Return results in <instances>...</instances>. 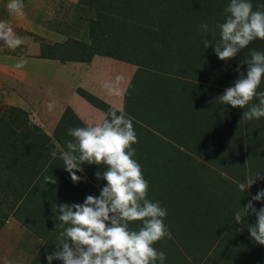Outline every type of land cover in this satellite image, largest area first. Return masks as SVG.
I'll list each match as a JSON object with an SVG mask.
<instances>
[{
    "label": "rangeland",
    "instance_id": "374dc122",
    "mask_svg": "<svg viewBox=\"0 0 264 264\" xmlns=\"http://www.w3.org/2000/svg\"><path fill=\"white\" fill-rule=\"evenodd\" d=\"M133 1L135 0L130 3ZM140 1L147 5L146 11L150 12L151 17L153 16L149 21L155 23V28L162 33H156L154 40L152 37H140L145 40L144 43L135 46L129 43L135 34L134 29L132 36L125 38V33H129V28L125 29L124 25L129 22L121 20L122 17L119 18V22L118 19L113 22L111 18H108V10H103L105 4L100 3L99 0H24L23 16L10 13L7 9L8 0H0V22L9 25L15 34L24 40L23 44L15 48L6 46L4 41L0 40V55L31 54L36 47L35 44H38L45 54L55 56L60 60L91 58L97 53H121V56L129 57L127 51H120L145 49L146 53L142 54L139 60L140 66L142 64L143 67L141 70L147 73L143 74V85H146L147 91L141 85L142 90L146 91V94L144 91L141 94V88L133 85L134 95H136L134 100L138 101L135 105H139L142 100L147 106L157 108V100H162L156 96L160 89L169 94L171 98L168 102L162 101L163 107L158 112L161 117L158 119L159 123L153 122L155 125L151 126L152 120L147 115L149 113L147 109L141 112L144 115V122L139 114H136L135 109L129 112L132 122L145 127L152 135L150 136L152 146L149 149L134 148L135 156L133 157L140 164L144 178L148 181L147 198L153 202L158 201L162 207L167 209L164 223L171 232V238L165 237L154 247L165 253L164 264H264V246L257 245L247 231L248 225L254 224L256 217L249 214L243 217L239 224L234 218L235 212L242 210L251 199L250 195L257 193L256 189L261 187L264 189V179H257L245 193L240 192L238 187L245 178H254L257 173L264 174L255 166L251 171L248 164L250 154L247 155L249 147L253 152L260 150L257 146L259 143L264 150V118L248 121L243 119V111L235 116L232 115L233 111L238 108L231 110L227 116L222 115L218 124L215 117L208 118L203 108L198 112L199 121H196L197 117L184 120V117L178 115V110H181L178 107L180 105L178 98L181 97L184 106L191 108L193 96L198 90L193 88L194 92H192V89L181 86V83L185 82L190 86L198 82L199 86L203 87L200 93L207 101L213 98L210 88H217L220 93L215 94L214 97L219 103L218 97L224 93L226 88L233 86L239 78L235 71L236 67L243 59H246L245 57H248L252 50L263 49V41L257 39L248 48L241 50L235 58L236 62L221 61L212 47L208 49L204 47L203 41L208 39L215 42L219 39L216 18L221 16L219 10L221 5H224L223 12L227 7L226 0H202L197 7L198 10L194 8L199 20H193V13L189 17L183 11L180 12L179 8L174 13L167 10L173 18L160 13L159 7L168 9L170 4L179 3V0ZM107 2L113 1L108 0ZM187 3L188 6L185 8L189 9L193 6L194 0H189ZM251 3L253 10H256L258 5L264 4V0L258 3L257 0H251ZM113 10L116 11L115 8ZM159 13L167 20L160 17ZM102 14L104 17H101ZM223 21L221 20L220 23ZM203 23L209 25V35L204 36L205 38L200 35L204 33L200 30V25ZM41 27L49 31V35L39 36L42 32ZM173 30H176L177 39L182 42L178 44L180 47H176L177 44L173 42L170 44V39L167 37ZM136 31L137 34L142 32V27L138 24ZM131 59L134 62L135 59ZM241 71L246 73L247 65H243ZM156 72L157 75L173 77L179 83L175 81L156 85L154 83L156 75L153 76ZM146 83L152 84L147 85ZM207 101L200 103V106H205ZM253 103H258V101H253ZM228 107L229 105L225 106L226 109ZM66 112L62 116V127L58 131L59 138L64 145L71 139L67 135V130L71 127H82L75 121L72 114ZM124 112L127 113V111ZM181 122L189 123V126L182 127ZM0 125L11 127L12 139L15 142L18 136L40 133L36 125L29 120L26 112L13 106H7L2 98H0ZM253 128L259 129L257 132L260 133L252 132ZM51 139L55 148H50L47 152L46 155H49L47 163H51L54 158L51 153L57 152V148L58 150L60 148L55 134ZM186 141L195 142V147L200 150L207 148L205 152L211 153V156L207 158L209 162H206L198 154L199 152L188 150L193 160L182 164L180 158L176 159L182 164H178L176 172L174 169L165 167L170 153L166 149L167 146L174 148L175 151H186ZM141 153H147L148 157H139ZM3 155L5 153L2 151L0 156V264H48L46 257L56 251L55 244L58 242L60 224V221L56 219L59 212L53 213V205L69 204L66 200L74 198L75 195L73 204H83V198L85 200L89 195L98 197L99 194L87 187L81 179L74 184L70 174L64 169L63 162L61 163L58 159L59 162L49 165L52 167L46 174V177L51 176L56 183H41L36 187H33V184L29 185L26 188L28 197H26L27 205H25L23 201L25 197H20L22 188L20 184L24 183L27 178L25 174L22 175L19 172L21 170L18 164H14L15 159L13 162L12 158L8 161ZM230 157H236L238 162L236 164L228 162ZM258 158L255 157V159ZM197 163L203 164L204 167H200ZM256 163L264 167L263 158H259ZM236 165L239 170H234ZM15 166H18L19 170ZM24 167L27 171V167L25 165ZM193 169L199 174L196 180L191 179L195 176ZM186 173L189 183H193V190L189 191V196L186 198L182 193L178 198H170L171 191L168 187L177 181L180 185L179 178L186 177ZM185 180L187 181V177ZM87 182L100 193L101 189L98 186H103L102 180L99 181L100 185L97 183V188L89 177H87ZM230 184L236 186L234 191L227 193L229 189L220 190ZM39 202L45 215L34 212V217H29L28 210ZM185 203L190 207L184 206ZM254 203L257 210L264 207V203L255 201ZM183 208L187 212L183 213ZM201 208L203 212L197 215L195 210ZM140 226V222L129 225L130 229L134 230L139 229ZM220 229H224L223 233H219ZM52 264H62V262L53 260Z\"/></svg>",
    "mask_w": 264,
    "mask_h": 264
},
{
    "label": "clouds",
    "instance_id": "9594fccd",
    "mask_svg": "<svg viewBox=\"0 0 264 264\" xmlns=\"http://www.w3.org/2000/svg\"><path fill=\"white\" fill-rule=\"evenodd\" d=\"M7 9L23 16L24 0H8ZM223 16L224 21L216 25L219 39L203 41L204 47H212L221 61L235 59L257 39L264 41V4L253 10L251 0H229ZM200 30L209 31V25L201 24ZM0 40L12 48L24 43L4 22H0ZM26 63L21 60L15 67L23 68ZM243 65H247L246 75L241 71ZM235 71L239 78L218 97L219 101L232 108L247 109L243 119L248 121L264 118V90H260L264 83V52L252 50ZM52 108L49 103L48 109ZM67 135L71 139L59 152V158L73 183L80 181L76 173L88 165L104 169L95 177L106 181V186L98 197L87 196L83 204L53 205V213L59 212L56 219L60 224L56 251L47 255L48 264L53 260L62 264H164L165 253L154 245L165 237L171 238L164 223L167 209L147 198L149 184L140 164L133 159V145L138 138L127 113L111 109L101 122L71 127ZM51 155L56 157L57 152ZM257 179H264V174L245 178L239 191L245 193ZM45 182L56 183L51 176L45 177ZM254 201L264 203V189L236 211L234 218L239 224L243 217L254 215L255 223L248 225L247 231L257 245L264 246V207L257 210ZM134 222H140L139 229H130Z\"/></svg>",
    "mask_w": 264,
    "mask_h": 264
},
{
    "label": "trees",
    "instance_id": "16d2710c",
    "mask_svg": "<svg viewBox=\"0 0 264 264\" xmlns=\"http://www.w3.org/2000/svg\"><path fill=\"white\" fill-rule=\"evenodd\" d=\"M107 1L108 0H99L100 3L105 4L103 6V10H105V9L108 10V12H109V13H107L108 16H109L108 18H111L113 22H116L114 20L118 19V22H119V18L122 17L121 20H127L126 22H129V23H126L124 25L125 29L129 28L128 29L129 33L128 32L125 33V38L127 39V37L132 36L131 34L133 32V29L135 30V34L129 40V43L131 42L132 44H135V46H137V45L143 44L144 41H145V40L140 39V37L143 38L144 36H146V37H152V39H153V37H155L156 33H160V34L162 33L160 30H157L155 28L156 27L154 25L155 23L149 21L150 19H152L153 16L152 17L150 16V14H149L150 12L146 11L147 5L142 3L140 0H135V1H133V3H130V1H132V0H112L113 2H111V3H108ZM187 1H189V0H179V3L181 5L179 3L170 4L168 6L169 7L168 9L167 8H165V9L162 8L161 9V7H159V9L161 10L160 13L162 15H165V16L173 18V15L170 16V12H173V13L177 12V8H179L180 12L183 11V13H185L189 17L193 13V18H192L193 20L198 19L199 17H196L197 15L194 12V8L196 7V9H197V7L199 6V3H201L202 0H194L193 6L190 7L189 9L185 8V7L188 6ZM227 1H229V0H226V4H228ZM258 2H261V0H257V3ZM191 3H192V1H191ZM113 8H115L116 11H114ZM222 8H224V5H221V8L219 9L221 11V13H220L221 16H220V18H216L217 19V21H216L217 23H220V21L221 20L223 21V19H224V17H223V9ZM167 10H169L170 12L167 11ZM160 13L158 15L160 17H162V15H160ZM218 16H219V14H218ZM101 17H104V15L102 14ZM162 18L167 20V18H165V17H162ZM159 21L162 22V20H160V19H159ZM137 24L140 27H142V32H139L138 34H137V31H136ZM153 29H155L157 32L154 31ZM123 30H124V28H123ZM124 32H126V31H124ZM200 35L203 38H205L204 36H208L209 32L207 31V32H204V33H202ZM167 37L170 39V44H171V42H173V43L177 44L176 47H180L178 44H180L182 42L177 39L176 30H173L172 32H170V34H168ZM201 40H202V38H201ZM122 42H123V40H122ZM127 43H128V40H127ZM262 44L264 46V41H263ZM123 51H125V52L127 51L130 56L129 57H124V56H121V53H117V54L107 53V54H109L111 56H114V57H117L118 59L128 60L129 62H131V63L135 64L136 66H138L137 72L135 73V76L133 78L131 86L129 87V90L127 91V94H126V98L125 99H127V101H126L125 111L131 112L133 109H135L136 114H139L140 119L143 120V122H144V118H143L144 115L141 112H144L145 109H147L149 111V113L147 115H149L148 117H151V120H152L151 126L155 125V124L159 123L158 119H159V117H161V114H159L158 112L160 111L161 107H163L162 101L168 102L171 99L170 95L164 93L162 91V89H160L159 94H157L156 96H158L162 100H157V108L153 109L150 106H147V104L144 101H142V100H141V103L136 106L135 104H138L137 103L138 101L134 100V99H136V95H134L135 92H134L133 85H137V87L141 88V90H140L141 94H143V91L145 92L144 94H146V91H147L146 85H143V82H144L143 74H147V73H145V72H143L141 70V68H143V67H142V64L140 66L141 62L139 60V57L142 54L144 55V53H146V51H145V49H129V50L123 49L120 52H123ZM257 51L264 52V48L263 49H257ZM147 56L149 57V55H147ZM241 57H243V56H241ZM55 58H57V57H55ZM131 58L135 59L134 62L132 61ZM245 58H249V55H248V57H245ZM79 59L80 60H89L90 58L80 57ZM233 61L236 62V59H233ZM245 75H246V73H245ZM153 76L156 77V81H154V83H156V85H159V84L163 85L164 83H169V82L172 83V82H175V81L178 82L173 77H167L168 75H157V72L154 73ZM170 76H172V75H170ZM151 84L152 83H149L147 85H151ZM194 84L195 85H190L189 86V84H187L185 82L181 83V86L188 87L189 89H192V92H194L193 88H197L198 89L197 90V94L195 96L192 95L193 96V99H192L193 100L192 101L193 104L191 105V108H188V107L184 106L181 97L178 98V103H180V105L178 107L181 109V110H178V115L180 117H182V118L184 117L185 118L184 120H186V119L188 120L189 118H193V117L196 118L197 117L196 121H199L200 114L198 112L203 108L204 110H206V112L208 114V118H210V117L214 118L215 117V120L217 119V124H218L219 121L223 117L222 115L227 116V114L229 115V112L234 109L231 106H229L226 109L225 108L226 105L222 104L220 101H219V103L216 102L214 96H215V94L219 95V93H220V91L217 88H214V87L210 88V93L213 94V98H210V100L207 101V100H204V96L201 95V93H200V89L203 88V87H200L198 82L194 83ZM141 85H143V87H144V89L146 91L144 89L142 90V86ZM168 86H169V84H168ZM168 86H167V88L170 89V87H168ZM158 87L156 89H158ZM162 88H164V87H162ZM260 90H264V83L261 84ZM80 93L89 102L97 105L103 111L108 113L111 110L107 105L97 101L92 96H90L89 94L85 93L84 91H80ZM195 97H196V99H194ZM205 101H207L208 103L205 106H200V103L201 104L205 103ZM255 101L256 100H254V102ZM160 104H161V106H159ZM244 110L246 111L247 109H239L238 108V110L236 109V110L233 111L232 115L235 116L238 113L240 114V112L244 111ZM66 113H69V114L73 115V113H71L70 110H67ZM74 119H75V121L78 124H80L79 120L75 116H74ZM61 124H62V119L60 120V122H59V124L57 126V129H56V131L54 133L56 141L59 143V147L60 148H59V150L57 148V156L53 158L51 163H47L48 159H49V155H46V154H47V152L49 151L50 148H55V147H54V145L52 143V139L47 134H45L38 126H36V129L40 131L39 134H37V135L30 134V135H25L24 137H19L18 136V138L16 140L17 142H15L12 139L13 130L11 129V127L8 126V125H6V126L0 125V156H1V153L3 151L5 153V155H3V157L6 158L8 161H10V159L12 158L11 161L13 162V160L15 159L16 161L14 162V164L15 163L18 164V166H19V168L21 170L19 172L22 175L25 174V177L27 178V180L24 183L20 184V186H22L21 191H20V197H22V196L25 197V199H23L25 205H27L26 204V197H28V193L26 191L27 190L26 188H28L29 185H32V184H33V187H36V185H39L41 183L42 184L46 183L45 182L46 174H47L49 168L52 167V166L49 167V165L50 164H55V162H59V160H58V159H60L59 158V152L61 150L65 149V145L61 141V139L59 138V135H58V131H60V129L62 127ZM181 126L182 127L189 126V123L181 122ZM133 127H134V130H135L137 138H138V143L133 145V147L134 148H140V149L141 148L142 149H144V148L149 149L152 146V142H151L152 140L150 138V136H152V135L149 133V131L145 127H143V126H141V125H139V124H137L135 122L133 123ZM258 130L259 129H257V128H253L252 132H256L257 134H259L260 132H257ZM152 138L155 139V140H158V139H156L154 137H152ZM149 144H150V146H149ZM195 145H196L195 142L191 143V142H187L186 141V143H185V147L187 148L186 151H180V150L179 151L178 150L175 151L174 148H172L170 146L169 147L167 146L166 149L170 153H169V156L167 158V162L165 164V167H167L168 169L169 168L174 169L175 172H176V170L178 169L179 165L181 164L176 159L180 158V160L182 161V164L184 162H188V161L190 162V160H193V159H191V157L189 155L190 151L191 152H197V153L199 152L198 154L206 162H209L208 161L209 159H207V158H208V156L209 157L211 156V153H206L205 152V150L207 148L203 149V150L202 149L200 150L197 147H195ZM257 146H258V148L260 150L257 149L254 152L249 147L248 153H247V155L250 154L249 159L247 158L248 162H249L248 164L250 166L251 171H252V169H254V166H255V167H257L256 169H259V171L264 172V167L261 164L256 163L257 160H259V158H263V161H264V150L262 148V145H260V143ZM188 150H190V151H188ZM140 156L148 157L147 153H144V154L141 153V154H139V157ZM257 156H259V158ZM255 157L258 158V159H255ZM251 159H253V161H251ZM62 162L63 161L61 160V163ZM228 162L236 164V162H238V161H237L236 157H230V158H228ZM24 165L27 167V171H25ZM197 165H199L200 167L201 166L204 167L203 164H200V163H197ZM9 166H11L10 163H9ZM18 166H15V168L17 170H19ZM103 170L104 169H102V168L98 169L96 166L84 165L83 166V173L82 172H80V173L77 172L76 175L81 177V180H83L85 182V185L87 187L91 188V190H93L94 192H97L100 195L98 189H95L93 185H91L90 183L87 182V177H89V179L93 182V184H95V186L97 188V186H98L97 183H99L100 180L96 179L95 173L97 171H103ZM162 170H164V169H162ZM234 170H239L238 169V165L235 166ZM193 171L195 172V176L194 177L192 176L191 179L196 180L198 178L199 174H197V170L193 169ZM16 172H18V171H16ZM84 173H86V174H84ZM244 174L245 173H243V175ZM85 175H87V177ZM188 176H189V171H188ZM188 176H187V173H186L187 181H188V178L190 177V176L189 177ZM186 177H182V178L180 177L179 178L180 179V185L178 184L179 181H177L174 185L168 187V190L171 191V193H169V197L170 198L171 197L172 198L173 197L178 198L180 196L179 195L180 193L185 195L184 198L189 196L188 195L189 191L193 190L192 189L193 188V183H189V181L187 182L185 180ZM226 184H227V182H226ZM99 185H100V183H99ZM183 185H185V186H183ZM104 186H106V181H103V186L100 185L98 187L100 189H102ZM235 188H236V186L230 184L225 189H220V190L225 191L226 189H229L227 191V193H230L232 190L234 191ZM261 189H262V187L260 189H258V190H261ZM258 190L256 189L257 192H258ZM254 191H255V189H254ZM29 194H30V191H29ZM255 194L256 193H252L250 195V198L252 196H254ZM75 198H76V195H75L74 198H72L70 200H66V202L69 201V205H71V204L75 203ZM83 201H84V198H83ZM179 201H180V198H179ZM253 204H255V203L253 202ZM40 206H42V205L39 202V203L34 204L33 208H31V210L27 209L29 217L30 216L34 217V215H33L34 212H39L42 215H45V211L41 210ZM184 206H189V205H187V203H185ZM197 209L195 210L197 215H199L200 212H203L202 208L200 210H197ZM184 212H187L185 210V208H183V213ZM223 231H224V229H220L219 233H223Z\"/></svg>",
    "mask_w": 264,
    "mask_h": 264
},
{
    "label": "crops",
    "instance_id": "0c3cea01",
    "mask_svg": "<svg viewBox=\"0 0 264 264\" xmlns=\"http://www.w3.org/2000/svg\"><path fill=\"white\" fill-rule=\"evenodd\" d=\"M41 30L39 36L50 33L43 27ZM35 46L31 54L0 55V98L7 106L26 112L29 120L50 138L66 110L73 113L82 127L104 119L107 112L89 102L80 91L110 109L125 111L126 94L138 66L100 53L89 60H60L45 54L38 44ZM21 60L27 63L16 68ZM49 103L53 104L51 110Z\"/></svg>",
    "mask_w": 264,
    "mask_h": 264
}]
</instances>
